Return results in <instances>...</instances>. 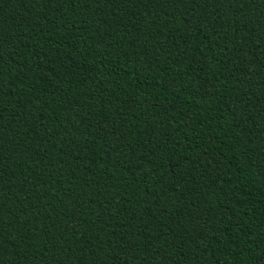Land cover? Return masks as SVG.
I'll return each mask as SVG.
<instances>
[{
    "label": "trees",
    "instance_id": "obj_1",
    "mask_svg": "<svg viewBox=\"0 0 264 264\" xmlns=\"http://www.w3.org/2000/svg\"><path fill=\"white\" fill-rule=\"evenodd\" d=\"M0 264H264V0H0Z\"/></svg>",
    "mask_w": 264,
    "mask_h": 264
}]
</instances>
